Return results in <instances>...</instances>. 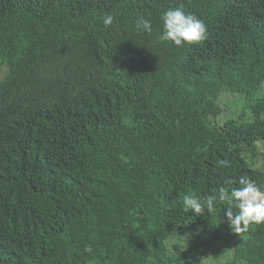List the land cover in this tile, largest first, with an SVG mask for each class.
<instances>
[{
    "label": "trees",
    "instance_id": "trees-1",
    "mask_svg": "<svg viewBox=\"0 0 264 264\" xmlns=\"http://www.w3.org/2000/svg\"><path fill=\"white\" fill-rule=\"evenodd\" d=\"M179 6L200 43L157 40ZM241 175L264 190V0H0V264H264V224L183 210Z\"/></svg>",
    "mask_w": 264,
    "mask_h": 264
},
{
    "label": "clouds",
    "instance_id": "clouds-1",
    "mask_svg": "<svg viewBox=\"0 0 264 264\" xmlns=\"http://www.w3.org/2000/svg\"><path fill=\"white\" fill-rule=\"evenodd\" d=\"M107 28L113 24V16L107 14L102 20ZM162 31L157 37L159 42L170 41L178 47L185 44H198L205 39L206 27L196 15L186 12L183 6L172 7L161 13ZM135 28L139 33H151V20L143 15L137 16ZM226 203L224 217L228 227L234 233L246 232L252 225L264 224V190L250 179L241 175L238 187L229 191L220 187L218 195L209 198L197 196L195 193H185L182 198L183 210L203 215L204 211L211 212L216 201ZM235 209V211H234ZM86 251H91L90 247ZM201 264V262H200Z\"/></svg>",
    "mask_w": 264,
    "mask_h": 264
}]
</instances>
